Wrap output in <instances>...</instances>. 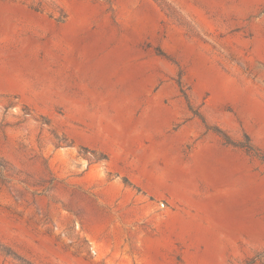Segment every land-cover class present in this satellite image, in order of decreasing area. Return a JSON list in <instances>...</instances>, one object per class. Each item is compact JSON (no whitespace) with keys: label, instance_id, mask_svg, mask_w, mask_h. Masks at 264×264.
Wrapping results in <instances>:
<instances>
[{"label":"rangeland","instance_id":"1","mask_svg":"<svg viewBox=\"0 0 264 264\" xmlns=\"http://www.w3.org/2000/svg\"><path fill=\"white\" fill-rule=\"evenodd\" d=\"M0 264H264V0H0Z\"/></svg>","mask_w":264,"mask_h":264},{"label":"trees","instance_id":"2","mask_svg":"<svg viewBox=\"0 0 264 264\" xmlns=\"http://www.w3.org/2000/svg\"><path fill=\"white\" fill-rule=\"evenodd\" d=\"M250 149V148H249Z\"/></svg>","mask_w":264,"mask_h":264}]
</instances>
